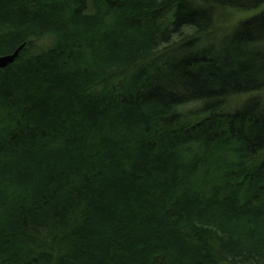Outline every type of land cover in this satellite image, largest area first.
I'll use <instances>...</instances> for the list:
<instances>
[{"label": "trees", "instance_id": "trees-1", "mask_svg": "<svg viewBox=\"0 0 264 264\" xmlns=\"http://www.w3.org/2000/svg\"><path fill=\"white\" fill-rule=\"evenodd\" d=\"M21 46L0 264H264V0H0Z\"/></svg>", "mask_w": 264, "mask_h": 264}, {"label": "rangeland", "instance_id": "rangeland-1", "mask_svg": "<svg viewBox=\"0 0 264 264\" xmlns=\"http://www.w3.org/2000/svg\"><path fill=\"white\" fill-rule=\"evenodd\" d=\"M253 13H233L230 22L222 27L221 33L225 34L231 31L241 20L251 17Z\"/></svg>", "mask_w": 264, "mask_h": 264}, {"label": "water", "instance_id": "water-1", "mask_svg": "<svg viewBox=\"0 0 264 264\" xmlns=\"http://www.w3.org/2000/svg\"><path fill=\"white\" fill-rule=\"evenodd\" d=\"M23 46L19 47L13 54L0 57V68H5L8 65L12 64L17 57L19 56V53L21 52Z\"/></svg>", "mask_w": 264, "mask_h": 264}]
</instances>
